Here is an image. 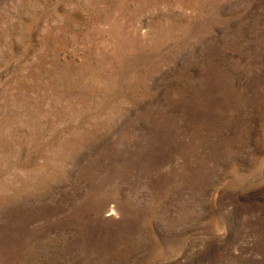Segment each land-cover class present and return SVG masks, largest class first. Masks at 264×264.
<instances>
[{"label": "rangeland", "instance_id": "1", "mask_svg": "<svg viewBox=\"0 0 264 264\" xmlns=\"http://www.w3.org/2000/svg\"><path fill=\"white\" fill-rule=\"evenodd\" d=\"M0 264H264V0H0Z\"/></svg>", "mask_w": 264, "mask_h": 264}]
</instances>
